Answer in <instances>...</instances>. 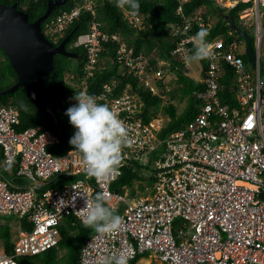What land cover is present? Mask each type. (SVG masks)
<instances>
[{
    "label": "built area",
    "instance_id": "built-area-1",
    "mask_svg": "<svg viewBox=\"0 0 264 264\" xmlns=\"http://www.w3.org/2000/svg\"><path fill=\"white\" fill-rule=\"evenodd\" d=\"M109 1L117 6V0ZM178 1L176 11L182 14L181 5L189 0ZM239 2H251L238 14V20L253 28L255 65L243 61L246 45L243 39L240 41V27L230 29L228 36L206 40L212 56L205 59L206 68L202 66L203 87L193 91L199 102L198 112L184 126L161 137V119L143 122L140 113L144 102L139 93L129 84L117 91V78L108 80L100 92L93 94L98 103L114 109L130 129L131 145L123 149L122 164L109 177H89L84 172L82 154L75 149L62 156L53 155L48 147L58 143L56 135L34 127L18 130L17 108L0 105V215L16 216L30 226L17 228L11 251L0 245V261L11 258L18 264L21 256L56 247L64 219L74 217L83 224L85 198L103 191L108 206L116 210L125 205L119 214L123 225L112 236L94 232L83 243L77 264H101L103 257L120 252L130 255L128 264L145 253L167 264H264V82L260 78L264 51V17L260 10H264V0H233L229 6L225 0H216L222 8H233ZM97 6L98 0H72L69 10L49 16L41 27L45 37L56 44L81 13L90 14L88 31L71 43V47L85 52L79 84L74 72L67 75L73 85L79 86L77 93L87 92L88 80L103 69L102 61L108 60L120 64L139 88L166 101L165 93L171 87L166 84L169 74L165 71L170 63L160 61L151 68L146 54H135L121 34L105 29L98 19ZM118 8L129 26L144 28L146 16L141 12L133 14L127 6ZM195 25L206 29L211 26L195 13L183 17L182 24L175 27L181 35L171 54L184 63L186 70L185 56L194 49L195 35L189 31ZM109 40L117 47L114 59L99 56L103 43ZM223 65L232 72L228 92L236 103L233 106L220 97L224 89L220 78L226 75ZM158 82L165 84L164 94H160ZM77 103L75 100L74 105ZM153 153L155 176L149 196L129 201L124 194L127 189L123 193L111 191L110 184L121 175L122 167L140 161L138 154ZM8 160L13 161L10 169ZM3 168L16 178L28 180V185L5 177ZM57 177L76 179L45 188ZM73 188L85 197L76 195Z\"/></svg>",
    "mask_w": 264,
    "mask_h": 264
},
{
    "label": "trees",
    "instance_id": "trees-1",
    "mask_svg": "<svg viewBox=\"0 0 264 264\" xmlns=\"http://www.w3.org/2000/svg\"><path fill=\"white\" fill-rule=\"evenodd\" d=\"M0 3L6 5L14 4L18 9L27 13L29 21H34L44 14L47 6V0H0ZM139 3V12L146 16V24L144 28L140 30L129 26L125 19H123L121 10L109 0H98L97 14L98 19L104 23L105 29L109 33L121 34L127 44L134 48L135 54L143 52L149 57L152 51L156 50L157 56H155V58L149 57V66L151 68L156 67L158 60H164L170 63L167 71L173 73L175 77L168 80L166 83L171 88L173 87V90L171 89L169 92L165 93V96L168 98L165 104H162L161 108L169 117V122L161 130L160 134V136L164 138L170 132L184 126L195 117L198 112L199 102L193 95V91L200 90L203 87L200 81L195 85L191 83L190 79L185 75L187 70L184 63L175 60L174 56L171 54L176 46V41L181 35L175 32V27L182 24L183 17H190L195 13H199L205 22H209L212 16L218 18L214 25L207 28L210 34L206 37V40H212L221 34L228 36L227 32L232 29V24L239 28L237 21L238 14L249 7L251 2H239L233 8H222L216 3V0H189L181 5L182 14L176 11L180 5L178 0H139ZM71 6L72 0H67L63 5L58 6L52 11L50 16L69 10ZM89 17V13H81V15L66 29L63 38L58 41L59 44L69 35L70 39L67 43V49L78 54L79 58L74 59L62 55L54 56V69L43 78L45 87L48 89L52 99L49 107L41 108L33 100L31 93L24 88H20L12 93L0 94V105L9 104L17 108L20 119V129L18 128V130L34 127L42 131L49 130L57 136L58 143L48 147V151L56 156H62L69 150L75 149L69 141L76 130L73 128L69 121V117L65 115V113L69 107L74 105L69 101V95L76 94L80 88L78 85H73L67 75L74 72L79 84V81H81L84 75L82 68L85 62V52L82 48H71L70 45L79 34L88 31L87 25ZM199 30L200 27L195 25L191 27L189 33L196 35ZM239 38L240 41H242L240 36ZM251 40L253 42L252 37ZM116 48L115 43L109 40L103 43V50L99 53V56L105 59L107 57L114 59ZM192 50L194 49H191V51ZM242 57L245 64H248L246 55ZM200 61L203 67L206 68L207 62L205 59ZM106 62L107 63L103 65V69L96 71L94 77L88 80L87 92L91 95L97 94L100 92L105 82L112 78H117L119 80L117 91H120L129 84L131 88L139 93L140 99L144 102L142 112L140 113L143 122L148 123L154 119L155 112L158 110L157 108L164 102L160 97L161 95H152L150 92L139 88L140 86L137 84L136 79L129 76L116 61L110 63L107 60ZM222 68L226 72V75L220 78V84L224 86L223 91L220 93V97L224 103H229L230 106H233L236 103H234L232 93L228 92V82L232 77V72H230L229 68L225 65H223ZM15 82L16 74L3 51L0 49V92L9 88ZM177 82L182 84L181 98L188 96V102L180 115L177 114L174 106L170 103L172 99L176 98V94L178 93L176 86L174 87ZM157 86L160 90V94H164L165 84L158 82ZM155 156L156 154L153 153L152 158H155ZM141 168L142 166L139 161L130 162L129 165L122 167L123 174L121 173L119 178L110 184L112 192L123 193L119 192L121 191L120 187L123 186H127L128 189H133L134 180L143 178L139 175ZM75 179L76 177H57L50 184H47L45 188L59 187L65 183L73 182ZM150 181H154V178H150ZM131 191L133 192V190ZM22 223L24 228H30L25 220ZM177 224L178 221L175 222V225ZM59 231L61 237L56 247L41 254L21 256L17 259L18 264H58L59 250H64V264H77L83 243L96 232L93 228L85 227L74 217L65 218ZM4 247L7 252L12 250V242L8 237V233H6ZM142 255L143 254L137 255L129 264H134Z\"/></svg>",
    "mask_w": 264,
    "mask_h": 264
},
{
    "label": "clouds",
    "instance_id": "clouds-1",
    "mask_svg": "<svg viewBox=\"0 0 264 264\" xmlns=\"http://www.w3.org/2000/svg\"><path fill=\"white\" fill-rule=\"evenodd\" d=\"M117 6L121 8L127 6L133 14H138L140 9L139 0H117ZM209 34L206 28L201 27L192 37L194 50L185 56L187 62L200 61L212 56L210 46L206 42V37ZM54 45H58V43ZM165 72L169 74V80L175 77L173 73ZM74 98L78 103L69 107L65 113L69 117L70 123L77 129L69 143L82 154L84 172L89 177L97 179L109 177L121 166L123 149L131 145L129 126L109 105L98 103L95 96L81 91L76 93ZM72 103L74 104V102ZM12 163V160L7 161L9 169ZM73 189L76 191V195H83L76 188ZM107 202L108 196L103 191L97 192L94 197L85 198V207L81 209L83 212L82 223L87 228H93L99 234L112 236L120 231L123 217L116 214L115 209L108 206ZM129 259L130 255L125 252L112 253L103 257L101 264H128ZM0 264H15V261L8 258L7 261H0Z\"/></svg>",
    "mask_w": 264,
    "mask_h": 264
},
{
    "label": "water",
    "instance_id": "water-1",
    "mask_svg": "<svg viewBox=\"0 0 264 264\" xmlns=\"http://www.w3.org/2000/svg\"><path fill=\"white\" fill-rule=\"evenodd\" d=\"M67 0H47L46 11L34 21H29L27 13L14 4L0 3V49L8 59L16 74V82L0 94L12 93L20 88L28 90L33 100L41 107L51 104V97L43 78L54 69V56L62 55L78 59L79 55L67 49L70 36L58 45L52 44L42 33L41 23L58 6ZM237 29L235 25H231ZM245 42V55L251 66L255 65V52L250 37L237 30ZM17 184L28 185V180L15 178Z\"/></svg>",
    "mask_w": 264,
    "mask_h": 264
},
{
    "label": "rangeland",
    "instance_id": "rangeland-1",
    "mask_svg": "<svg viewBox=\"0 0 264 264\" xmlns=\"http://www.w3.org/2000/svg\"><path fill=\"white\" fill-rule=\"evenodd\" d=\"M231 4L233 3V0H231L230 2ZM226 0H225V4L227 6H229V4ZM261 13H263V17H264V10H260ZM218 18L216 16H212L209 23L211 25H214L216 22H217ZM238 21V26L243 29L247 35H249V37H253V28H248L246 26H244L239 20ZM241 44V43H240ZM157 56V52L156 50L152 51L151 55H149L150 58ZM159 62V61H158ZM157 62V63H158ZM105 64V61H102V64ZM263 75V76H262ZM192 76V75H191ZM260 78L261 80L264 82V51L260 57ZM195 78L194 77H191L190 78V81L192 84H196V79L194 80ZM189 80V79H188ZM74 97H75V94L73 95H69V101L72 103V102H75L74 100ZM186 99V104L188 102V96L185 97ZM186 104H184L182 102V100H180L179 102H177L174 107H175V110L176 112L180 115L181 112L183 111V107L184 105L186 106ZM167 106V105H166ZM162 106L160 105L157 109V112H159L161 114V116H164L166 115L163 110L161 109ZM161 109V110H160ZM161 125L162 127H164L167 123H165L164 120H162L161 122ZM138 157L140 158V165L142 166V168L140 169L139 171V175L142 176L143 178L142 179H137V180H134V186H133V189H127V192H128V195L127 196V199L129 201H134V199H138V198H141V197H144L146 196L151 190H152V187H153V183L154 181H150V178H154L155 176V171H154V165H153V158H152V154H149V155H142V154H138ZM146 160H148L149 162H147ZM2 174L7 177L8 179H11L13 178L10 173H9V170L8 169H5L3 168L2 169ZM119 178V177H118ZM121 191L119 192H124V189L127 188V186H123V187H120ZM133 190V192L131 191ZM112 191V190H111ZM125 205H122V206H117L116 207V214H119L121 213V209L124 207ZM0 220H3L5 222H19L21 221L20 218L16 217V216H3V215H0ZM95 231V230H94ZM16 233H13L11 234V239L14 240V236H15ZM148 255L149 253H145L142 255L143 258H148ZM63 256H64V250H59L58 251V259H59V263L58 264H64V260H63ZM158 259V258H157ZM151 260H154L153 263L156 264L155 262V258L151 256ZM159 261V259H158Z\"/></svg>",
    "mask_w": 264,
    "mask_h": 264
},
{
    "label": "crops",
    "instance_id": "crops-1",
    "mask_svg": "<svg viewBox=\"0 0 264 264\" xmlns=\"http://www.w3.org/2000/svg\"><path fill=\"white\" fill-rule=\"evenodd\" d=\"M201 62L200 61H192V62H188V69H187V72L185 73V75L190 79L191 77H194L196 79V82L200 81L201 79ZM192 75V76H191ZM194 79V80H195ZM176 86V89L178 91V93L176 94V98L175 99H172L170 101V103L174 106L177 102H179L180 100H182V102L184 104H186V99L185 98H181L182 95H181V88H182V84L180 83H175L174 87ZM173 90V87L171 88ZM168 98V97H167ZM165 104V101L161 103V106L162 104ZM175 108V107H174ZM185 108V105L183 107V109ZM182 109V110H183ZM161 110V109H160ZM160 112V111H159ZM159 112H155V118H159L162 120L165 121V123H168L169 122V117L167 115H164V116H161V114ZM178 114V113H177ZM10 173V172H9ZM13 178H11L10 180H14L16 177L12 174H10ZM14 182V181H13ZM21 185V184H20ZM128 189V188H126ZM124 194L128 195V192H124ZM150 195V192L144 196V197H147ZM135 200V199H134ZM21 221L19 222H5L3 220H0V245H4L5 244V238H6V233H8V237L10 238V241L13 242V240L11 239V234L13 233H16L15 236H14V239L17 235V228L18 227H23V219H20ZM178 221V220H177ZM179 224V222H178ZM177 224V225H178ZM176 225V226H177ZM24 228V227H23ZM151 254L148 255V258H143V257H140L134 264H154L153 261L154 260H151ZM154 257V256H152ZM155 258V257H154ZM155 262L156 264H167L165 262H162V261H158L157 258H155Z\"/></svg>",
    "mask_w": 264,
    "mask_h": 264
},
{
    "label": "bare ground",
    "instance_id": "bare-ground-1",
    "mask_svg": "<svg viewBox=\"0 0 264 264\" xmlns=\"http://www.w3.org/2000/svg\"><path fill=\"white\" fill-rule=\"evenodd\" d=\"M68 6V5H67ZM69 6H70V4H69ZM146 13V12H145ZM86 25V24H85ZM88 28V27H87ZM134 30V29H133ZM72 35V34H71ZM249 36V35H248ZM105 47V46H104ZM8 60V59H7ZM248 62V61H247ZM183 74V73H182ZM263 76V75H262ZM127 80V79H126ZM221 80V79H220ZM202 85V84H201ZM222 85V84H221ZM192 95V94H191ZM231 97V96H230ZM233 100V99H232ZM235 103V102H234ZM229 104V103H228ZM153 115V114H152ZM19 128V127H18ZM20 129V128H19ZM25 129V128H24ZM136 166V165H135ZM136 169V168H135ZM124 172V171H123ZM137 173V172H136ZM123 174V173H122ZM152 178V177H151ZM140 179V178H139ZM152 180V179H151ZM111 189H112V187H111ZM79 258V257H78ZM136 258V257H135Z\"/></svg>",
    "mask_w": 264,
    "mask_h": 264
}]
</instances>
